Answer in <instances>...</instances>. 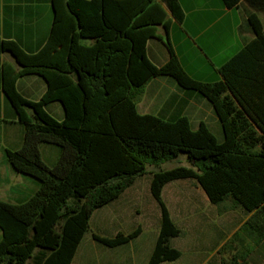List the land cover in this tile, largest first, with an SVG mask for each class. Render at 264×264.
I'll return each mask as SVG.
<instances>
[{"label":"trees","instance_id":"1","mask_svg":"<svg viewBox=\"0 0 264 264\" xmlns=\"http://www.w3.org/2000/svg\"><path fill=\"white\" fill-rule=\"evenodd\" d=\"M221 1L232 8L241 0ZM244 2L254 38L219 69L222 80L215 83L191 79L168 43L165 65L155 66L147 57V42L156 38L157 26H166V12L178 22L183 18L179 0H162L163 6L155 0H51L52 26L38 52L27 53L0 38V90L24 127L21 148L5 151V157L14 171L39 182L22 204L0 201V264H70L94 211L118 198L149 167L181 154L194 168L150 172L161 227L147 264L180 257L169 241L182 232L161 199L162 188L175 180L193 179L212 204L229 199L250 214L220 253L233 251L246 238L264 243V33L257 15L264 12V0ZM4 53L19 70L2 61ZM29 74L47 84L38 101L16 89L17 80ZM162 77L210 104L221 142L203 123L193 129L186 117L166 121L138 114L136 96L151 79ZM53 101L64 110L61 122L45 110ZM40 144L59 148L52 167L42 162ZM139 232L93 238L112 248ZM221 264L247 263L235 254Z\"/></svg>","mask_w":264,"mask_h":264},{"label":"crops","instance_id":"2","mask_svg":"<svg viewBox=\"0 0 264 264\" xmlns=\"http://www.w3.org/2000/svg\"><path fill=\"white\" fill-rule=\"evenodd\" d=\"M155 1L162 5V0ZM179 4L183 18L178 22L166 12L167 28L157 26L156 38L147 42L148 59L155 66L165 65L170 59L168 43L191 79L200 83L221 81L219 69L254 38L246 24L249 11L246 3L241 0L232 8L226 7L221 0H179ZM257 15L264 33V12ZM52 21L51 0H0V38L17 43L27 53H36L44 46ZM2 56L3 62L20 69L14 60H3ZM16 89L25 99L38 101L47 84L42 77L29 74L17 80ZM136 97L138 114L154 115L166 121L186 117L193 129L203 123L218 142L222 141L220 124L210 104L199 94L180 89L172 79H151ZM45 110L56 121L64 119L60 102L48 103ZM27 114L32 115L30 110ZM23 138L24 127L0 90V201L10 205L26 202L39 188L37 180L14 171L5 157V151L21 148ZM39 152L47 167H52L59 157V148L54 145L40 144ZM158 170H161L159 166L149 167L148 173L137 177L118 198L94 211L89 220V231L79 243L70 264L148 263L161 227V210L150 191V172ZM161 199L172 223L182 232L181 236L169 241L170 247L180 252V257L161 264H221L222 259L235 254L244 258L247 264H264L263 242L254 243L246 238L233 251L219 252L250 217L243 210L234 208L231 200L212 204L193 179L167 183L162 188ZM137 229L140 232L135 238L112 248L93 238L95 235L113 239Z\"/></svg>","mask_w":264,"mask_h":264},{"label":"rangeland","instance_id":"3","mask_svg":"<svg viewBox=\"0 0 264 264\" xmlns=\"http://www.w3.org/2000/svg\"><path fill=\"white\" fill-rule=\"evenodd\" d=\"M3 56V60H8L10 62H13V58L11 57L10 54L8 53H4L2 54ZM177 166H183V167H186V168H194L187 160V157L185 154H181L177 159H174V160H169V161H166V162H163L159 165V168H161V170H167V169H170V168H174V167H177Z\"/></svg>","mask_w":264,"mask_h":264}]
</instances>
